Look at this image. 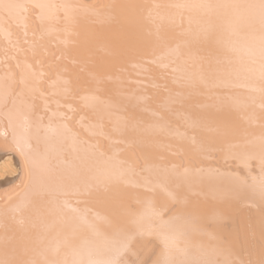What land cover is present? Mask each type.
<instances>
[{
  "label": "bare ground",
  "instance_id": "1",
  "mask_svg": "<svg viewBox=\"0 0 264 264\" xmlns=\"http://www.w3.org/2000/svg\"><path fill=\"white\" fill-rule=\"evenodd\" d=\"M2 3L0 259H113L122 207L158 227L150 203L189 258L258 264L260 0Z\"/></svg>",
  "mask_w": 264,
  "mask_h": 264
},
{
  "label": "snow or ice",
  "instance_id": "2",
  "mask_svg": "<svg viewBox=\"0 0 264 264\" xmlns=\"http://www.w3.org/2000/svg\"><path fill=\"white\" fill-rule=\"evenodd\" d=\"M19 7L14 4H4L2 0H0V8H3L5 11L11 13V11L15 8ZM37 7H41L37 5ZM109 8L112 5L108 6ZM154 7H159L155 5ZM177 8L189 7L188 5H174ZM197 7L201 8H212V5H199ZM232 7H240V6H232ZM250 10H258L261 26L264 29V0H260L258 5H245L243 6ZM67 43V41H65ZM261 68H260V91L264 93V36L261 38ZM63 58V57H61ZM52 65L49 64V67ZM84 70V69H82ZM66 71V69H64ZM59 76V73H57ZM91 76L92 74L89 73ZM89 81H85V91L87 93V86ZM97 86H99L100 81L96 80ZM87 100L89 97L85 95L82 97ZM91 99H98V97H91ZM261 140V148L264 150V126H262V134L260 137ZM187 171V170H186ZM34 173L29 168V178L33 177ZM255 179V178H254ZM148 191H152V189H146ZM165 191H167L165 189ZM87 194H91L88 192ZM259 194L261 198L262 207H264V174H262L260 185H259ZM169 197L174 201L175 195L171 192L168 193ZM136 203H140L139 200ZM75 211V209H73ZM121 212L123 215L129 217V220L126 224H115L114 229L117 235L120 236L118 242V248L116 249V255L113 259L107 261H99L92 259L91 250H83V254L88 258L81 262V264H217L216 261L205 259V258H189L185 249L181 248L177 243V238L175 235H169L167 230H173L172 221L178 220L179 215H173L168 220L163 218L164 210L156 211L155 209H151L149 203V212L151 217H155L159 221V225L154 226L151 223L145 224V216L138 215L137 213L131 211L128 208L122 207ZM261 236L264 238V212H262V223H261ZM152 237H155L159 243L162 245V249L159 253H155L156 258L152 259L151 256L154 254V246L146 245L144 248L137 249L135 247L137 240L146 241ZM26 250H21L16 247H5L4 249V258L0 259V264H36L35 261H29L23 258ZM142 253V254H141ZM126 255L132 256L135 259L129 261L128 259L121 257H125ZM45 264H54V262L45 261ZM258 264H264V250H262L261 259Z\"/></svg>",
  "mask_w": 264,
  "mask_h": 264
}]
</instances>
